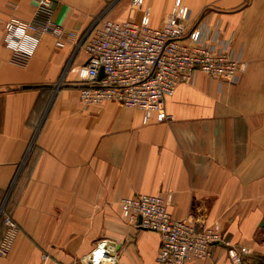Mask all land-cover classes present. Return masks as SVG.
<instances>
[{
  "label": "crops",
  "instance_id": "crops-1",
  "mask_svg": "<svg viewBox=\"0 0 264 264\" xmlns=\"http://www.w3.org/2000/svg\"><path fill=\"white\" fill-rule=\"evenodd\" d=\"M176 1L50 7L66 30L144 15L161 28ZM179 1L192 23L207 12L210 26L220 24L243 70L237 84L198 73L178 85L165 99L172 119L157 122L115 101L83 104L87 56L72 43L57 48L50 34H28L30 59L13 63L5 23L31 21L40 0H0V201L14 202L20 227L0 264H92L102 242L113 264H157L160 234L131 224L121 207L142 194L167 198L175 219L222 234L211 257L186 264H264V0Z\"/></svg>",
  "mask_w": 264,
  "mask_h": 264
},
{
  "label": "built area",
  "instance_id": "built-area-1",
  "mask_svg": "<svg viewBox=\"0 0 264 264\" xmlns=\"http://www.w3.org/2000/svg\"><path fill=\"white\" fill-rule=\"evenodd\" d=\"M142 3L134 0L133 5ZM50 4L51 0H40L31 21L8 20L4 44L13 50V63L20 66L30 59V54L22 50L28 34L36 38L50 34L57 48L72 43L82 50L87 60L79 72V94L86 106L115 101L142 111L146 120L155 116L157 122H164L172 119L165 110V99L178 85L192 83L198 73L230 84L240 80L243 63L232 43L222 38L220 24L210 26L205 19L207 12L192 23L190 10L179 0L161 28L152 27L147 15L139 22H117L101 16L82 31L66 30L55 23ZM168 206L169 200L160 195H136L121 202L131 224L160 234L157 264H186L191 259L211 257L213 247L223 241L222 234L213 227L175 219ZM1 225L0 258L11 252L20 234L5 201H0ZM105 247L106 242H102L92 252V264H113L114 258Z\"/></svg>",
  "mask_w": 264,
  "mask_h": 264
},
{
  "label": "rangeland",
  "instance_id": "rangeland-1",
  "mask_svg": "<svg viewBox=\"0 0 264 264\" xmlns=\"http://www.w3.org/2000/svg\"><path fill=\"white\" fill-rule=\"evenodd\" d=\"M2 202H4V201H2ZM5 203H6V207L8 208L9 213L13 216L14 215V202L11 200L9 202V200L7 199V201H5Z\"/></svg>",
  "mask_w": 264,
  "mask_h": 264
},
{
  "label": "water",
  "instance_id": "water-1",
  "mask_svg": "<svg viewBox=\"0 0 264 264\" xmlns=\"http://www.w3.org/2000/svg\"><path fill=\"white\" fill-rule=\"evenodd\" d=\"M103 76H104V71H103V70H101V71H100L99 78H100V79H102V78H103ZM141 228H142V227H141ZM86 261L90 262V259H87Z\"/></svg>",
  "mask_w": 264,
  "mask_h": 264
},
{
  "label": "bare ground",
  "instance_id": "bare-ground-1",
  "mask_svg": "<svg viewBox=\"0 0 264 264\" xmlns=\"http://www.w3.org/2000/svg\"><path fill=\"white\" fill-rule=\"evenodd\" d=\"M96 259H97V260L100 259V253H99V252L96 253Z\"/></svg>",
  "mask_w": 264,
  "mask_h": 264
},
{
  "label": "trees",
  "instance_id": "trees-1",
  "mask_svg": "<svg viewBox=\"0 0 264 264\" xmlns=\"http://www.w3.org/2000/svg\"><path fill=\"white\" fill-rule=\"evenodd\" d=\"M7 211H8V208L6 207ZM9 212V211H8Z\"/></svg>",
  "mask_w": 264,
  "mask_h": 264
}]
</instances>
